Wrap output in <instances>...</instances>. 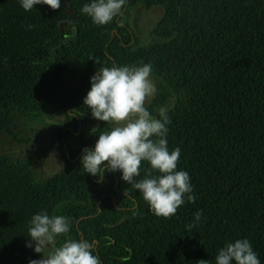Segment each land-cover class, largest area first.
<instances>
[{
    "label": "trees",
    "instance_id": "obj_1",
    "mask_svg": "<svg viewBox=\"0 0 264 264\" xmlns=\"http://www.w3.org/2000/svg\"><path fill=\"white\" fill-rule=\"evenodd\" d=\"M67 4L0 0V135L23 144L17 118L61 117L66 162L37 175L34 159L0 156V264H34L46 240L83 258L102 250V264H264V0ZM156 6L163 15L143 43L127 16ZM133 72L156 82L147 136L141 124L111 130L125 99L112 103L109 82ZM104 165L125 170L126 209L64 221L79 211L69 170Z\"/></svg>",
    "mask_w": 264,
    "mask_h": 264
},
{
    "label": "rangeland",
    "instance_id": "obj_2",
    "mask_svg": "<svg viewBox=\"0 0 264 264\" xmlns=\"http://www.w3.org/2000/svg\"><path fill=\"white\" fill-rule=\"evenodd\" d=\"M163 15V8L156 6L149 11L136 13L131 11L127 16L128 24L143 43L150 41L152 29ZM112 91V103L117 105L122 98L125 99V107L122 114L116 115L112 124V132L126 136L128 132L141 124L146 129V136L150 135L156 126L154 117L146 114V106L155 95L156 82L149 76L136 72L130 73L122 80L109 82ZM175 100L172 99L163 110L173 107ZM61 117L55 116L46 120L30 123L22 118H17L13 131L19 135L23 144L15 142L7 133L0 135V156L11 160L32 158L35 161L33 171L37 175H49L60 167L61 158L56 149L55 129ZM143 138L126 139V143L132 147L139 146ZM47 156L44 161L43 156Z\"/></svg>",
    "mask_w": 264,
    "mask_h": 264
},
{
    "label": "flooded vegetation",
    "instance_id": "obj_3",
    "mask_svg": "<svg viewBox=\"0 0 264 264\" xmlns=\"http://www.w3.org/2000/svg\"><path fill=\"white\" fill-rule=\"evenodd\" d=\"M43 159L46 161L47 156L44 155ZM68 160L67 158V162H69ZM61 163H66L62 156ZM72 163L76 165L82 164L77 160H72ZM93 163L91 162V165ZM69 171L74 178L67 180L71 182L68 187L71 194H75L74 200H78L79 202V211H69L67 216L63 218L64 221L71 224L75 223L76 227H78V222L84 218L93 217L98 218V220H104L106 214L101 210L103 207L117 208L119 204L122 210L126 209V194L118 187L119 178H122V175L126 173L124 169L118 170L111 168L109 165H104L101 168H74ZM72 196L66 197L67 202ZM67 208H71V203H69ZM51 236V232L47 231L45 234L46 239H50ZM95 243L97 244V242ZM39 246L44 248L46 252L44 256L39 258L42 259L41 264H75L76 261L80 264H85V261H88L90 264H102L103 261L100 255L102 250L99 251L98 249H93V247L91 248L93 255L90 258H83L81 251L76 248L53 250L51 242L47 240Z\"/></svg>",
    "mask_w": 264,
    "mask_h": 264
},
{
    "label": "water",
    "instance_id": "obj_4",
    "mask_svg": "<svg viewBox=\"0 0 264 264\" xmlns=\"http://www.w3.org/2000/svg\"><path fill=\"white\" fill-rule=\"evenodd\" d=\"M54 3L58 6L63 7L65 10H67L68 4H67V0H54ZM67 15H72V21L70 22V24H72L75 20V14L72 11H66ZM42 263V259H38L37 261L34 262V264H41Z\"/></svg>",
    "mask_w": 264,
    "mask_h": 264
}]
</instances>
